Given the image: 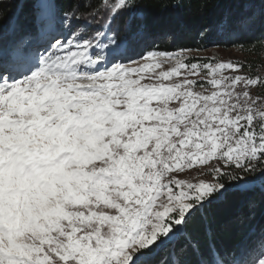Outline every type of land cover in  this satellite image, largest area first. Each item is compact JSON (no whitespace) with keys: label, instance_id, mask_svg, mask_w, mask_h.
Returning a JSON list of instances; mask_svg holds the SVG:
<instances>
[{"label":"snow or ice","instance_id":"6c2138e0","mask_svg":"<svg viewBox=\"0 0 264 264\" xmlns=\"http://www.w3.org/2000/svg\"><path fill=\"white\" fill-rule=\"evenodd\" d=\"M34 3L42 44L14 25L5 49L0 30V264H264V229L239 252L219 243L243 223L222 214L228 193L264 178V97L249 91L264 78L147 50L140 0H103L95 25L77 15L86 0ZM196 12L201 46L264 28V0ZM121 16L127 34L110 35Z\"/></svg>","mask_w":264,"mask_h":264},{"label":"trees","instance_id":"16d2710c","mask_svg":"<svg viewBox=\"0 0 264 264\" xmlns=\"http://www.w3.org/2000/svg\"><path fill=\"white\" fill-rule=\"evenodd\" d=\"M57 3L61 10L69 7L80 5L81 9L85 7V0H52ZM91 5L87 10L77 12V15L86 23L95 25L92 20V13L96 10L98 4H102L103 0H86ZM192 11L185 9H177L173 5L175 0H140V10L145 15V23L152 33V40L149 41L147 50L170 51L177 52L180 47L202 50L207 46H219L222 48H239L243 53L249 55L252 60V66L258 67L264 63V28L257 25L252 32L245 37L241 43L243 47L234 45H215L204 44L201 46V40L196 34L197 25L200 18L196 9L200 7L201 0H190ZM35 8L34 0H0V30L6 29L7 34L9 28L16 24L19 28L17 38L26 33H31V37L35 38L38 30L34 27L33 12ZM97 21L108 23V19L104 14L96 17ZM114 35L118 32L121 36L127 34L125 25V17L121 16L112 23ZM78 31L84 32L88 38L94 36L95 31L85 30L82 24ZM169 33H175V38ZM71 36V35H69ZM8 39V38H6ZM8 42L5 43V49ZM138 58V57H134ZM264 94V87H261ZM254 207L249 208V203ZM222 214L232 215L236 212L243 213V223L235 226L223 236L219 243L228 249H235L239 252L249 247L252 241L256 240L262 229H264V178L261 184L248 191H231L227 195L226 202L221 206ZM199 231V230H198Z\"/></svg>","mask_w":264,"mask_h":264},{"label":"rangeland","instance_id":"374dc122","mask_svg":"<svg viewBox=\"0 0 264 264\" xmlns=\"http://www.w3.org/2000/svg\"><path fill=\"white\" fill-rule=\"evenodd\" d=\"M14 25L15 24H13V26ZM6 29H2L3 34H4L5 43H7L8 39H9V33L7 34ZM9 30H10V28H9ZM42 35H44V33L42 31H38V33L35 34V38L30 37V39L33 41L34 44H37L38 40L40 41V44H42L44 42V36L41 37ZM6 38H8V39H6ZM68 38L71 39L72 37L68 36ZM42 50L43 49L41 48V51ZM192 55L196 56V57L215 58V59L223 61V62H227L229 60L238 61V62L243 63L246 66L245 69L243 70L242 74H248V75H251L253 77L259 76V77L264 78V63L259 64L258 67H256V68L253 67L251 57H249V55L243 53L242 50H240L239 48H222L219 46H207L206 48H204L202 50L194 51L192 53ZM138 58H136V59H138ZM249 91L254 96L264 97L263 91L261 90L260 86H256L255 88H250ZM262 179L263 178H261V177L254 178L253 183L250 187V190H252L255 187H257L258 185H260Z\"/></svg>","mask_w":264,"mask_h":264}]
</instances>
